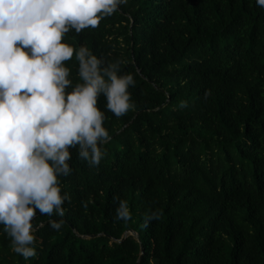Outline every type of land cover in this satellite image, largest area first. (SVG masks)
Masks as SVG:
<instances>
[{
    "label": "trees",
    "instance_id": "obj_1",
    "mask_svg": "<svg viewBox=\"0 0 264 264\" xmlns=\"http://www.w3.org/2000/svg\"><path fill=\"white\" fill-rule=\"evenodd\" d=\"M63 42L119 61L135 107L117 118L98 97L105 155L90 166L69 150L61 229L37 212L28 260L0 230V264H264V8L127 0ZM65 65L79 82L75 55ZM114 196L128 221L115 218ZM153 209L160 219L144 227ZM128 231L136 237L119 242Z\"/></svg>",
    "mask_w": 264,
    "mask_h": 264
},
{
    "label": "clouds",
    "instance_id": "obj_2",
    "mask_svg": "<svg viewBox=\"0 0 264 264\" xmlns=\"http://www.w3.org/2000/svg\"><path fill=\"white\" fill-rule=\"evenodd\" d=\"M127 0H0V226L12 252L28 260L37 254V212L58 231L63 204L60 177L71 172L70 149L96 166L111 139L103 126L105 108L119 118L135 105L131 73L120 62L105 63L88 47L63 42L70 30L96 28ZM264 8V0H255ZM75 55L79 82L69 79L65 62ZM184 107L185 102L181 101ZM117 220L128 221V202L114 196ZM83 203V202H82ZM86 206V205H84ZM160 209L144 215L143 226L159 220Z\"/></svg>",
    "mask_w": 264,
    "mask_h": 264
},
{
    "label": "water",
    "instance_id": "obj_3",
    "mask_svg": "<svg viewBox=\"0 0 264 264\" xmlns=\"http://www.w3.org/2000/svg\"><path fill=\"white\" fill-rule=\"evenodd\" d=\"M127 235H128V233L125 232L124 235L122 236V238L120 240H118V241L119 242L122 241L124 238H126ZM140 254H142V249H141V253Z\"/></svg>",
    "mask_w": 264,
    "mask_h": 264
},
{
    "label": "rangeland",
    "instance_id": "obj_4",
    "mask_svg": "<svg viewBox=\"0 0 264 264\" xmlns=\"http://www.w3.org/2000/svg\"><path fill=\"white\" fill-rule=\"evenodd\" d=\"M127 233H128V234H131V235H133V236L136 237V234H135L134 232H130V231H128Z\"/></svg>",
    "mask_w": 264,
    "mask_h": 264
}]
</instances>
